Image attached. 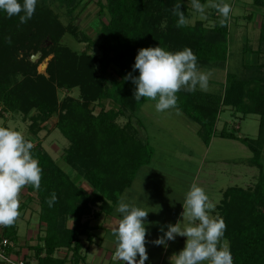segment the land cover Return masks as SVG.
I'll use <instances>...</instances> for the list:
<instances>
[{
  "label": "trees",
  "instance_id": "1",
  "mask_svg": "<svg viewBox=\"0 0 264 264\" xmlns=\"http://www.w3.org/2000/svg\"><path fill=\"white\" fill-rule=\"evenodd\" d=\"M53 1L65 4L71 14L82 0H37L35 13L25 24H20L18 16L9 18L0 11V109L23 116L34 111L29 125L33 133L40 129L35 124L37 119L43 122L54 114L57 117L55 126L68 142L61 157L53 159L38 141L30 150L42 169L41 183L39 190L27 185L25 196L28 202L36 199L38 224H44L43 233L31 248L32 257L36 264H65L66 256L56 252L66 249L71 252V264H77L82 259L80 237L88 242L92 238V227L83 218L108 210L107 201L117 200L153 154L137 128L142 126L138 124V111L150 100L142 97L136 101L135 85L124 79L128 73L139 75L132 68L138 50L159 46L176 52L190 48L197 57L198 69L203 65L225 68L229 28L228 22L225 26L218 21L205 26L202 20L177 27L178 17L172 10L179 3L187 19L190 0H96L97 13H105L106 20L100 21L94 38L83 33V41L95 46L99 54L77 53L58 42L66 28L73 35L76 30L71 25L62 26L48 6ZM206 1L200 0L202 4ZM252 3L264 8V0ZM263 19L264 14L259 22L257 49L245 46L244 56L264 54ZM46 40L50 45L42 46ZM37 51H42L39 60L52 54L45 68L47 75L36 71L39 60L29 59ZM242 61L247 76L227 70L217 91L197 87L194 92L181 90L176 95L179 109L199 125L197 133L204 144L213 135L238 140L251 152L249 163L260 167L253 189L227 187L217 208L226 224L222 241L228 242L233 264H264V63ZM60 88H77L79 95L58 99ZM92 101L100 105L108 101L111 106L100 107L93 114L89 107ZM222 107L242 115L257 114V135L239 136L225 126L216 131ZM118 116L126 118L123 126L116 123ZM58 161H63L70 172ZM80 180L89 185V191L78 184ZM53 193L57 199L50 207L47 200ZM25 206L20 204L21 209ZM0 236L16 242L17 219L12 226L1 227ZM22 255L29 264V256Z\"/></svg>",
  "mask_w": 264,
  "mask_h": 264
},
{
  "label": "rangeland",
  "instance_id": "2",
  "mask_svg": "<svg viewBox=\"0 0 264 264\" xmlns=\"http://www.w3.org/2000/svg\"><path fill=\"white\" fill-rule=\"evenodd\" d=\"M185 1L187 2V0ZM222 2L229 4L231 7L227 20L229 28L227 37L228 59L225 68L218 65H203L199 69L202 72H211L208 91L220 89V82L224 80L227 70L235 72L241 77L245 74L247 76V70L242 67V60L264 63V54L256 57L251 53L248 54L249 56H244L242 53L245 46L253 50L258 47L259 22L262 20L264 8L255 6L252 0H222ZM207 3L208 0L205 4ZM48 6L53 14L57 16L62 26L68 27L71 25V28L76 30V35H73L72 31L66 28L60 40H58L59 43L77 53L85 51L89 54H99L95 46L83 41V33L90 38H94L99 32L100 21L106 20L105 13L98 15L96 0L80 1L71 14L68 13L65 4H59L57 1L49 2ZM189 13L190 15L186 19L188 24H193L196 20H202L205 26H212L215 21L219 22L222 18L216 10L211 8L206 9L207 19H201L200 14L191 5ZM50 43L49 40H46L45 44L42 43V46H49ZM41 52L37 51L30 54L29 59L32 62L38 61L41 58ZM32 56H35L33 60ZM51 58L52 54L48 53L40 59L36 71L47 75L45 68ZM56 93L58 99L64 96L78 97L79 95L77 88L70 90L60 88L57 89ZM101 105L92 101L89 107L92 109V113L96 114L100 107L108 109L111 106L108 101H102ZM33 114H35L34 111H31L28 115L23 116L19 113H11L0 109V127L19 131L33 145L37 141L40 142L53 159H59L68 142L55 126L56 115L54 114L43 122L37 119L35 124H39L40 129L33 133L29 126L32 122L30 116ZM138 120V124H142L144 127H137L140 135L144 136L143 138L151 146L153 154L150 161L138 169V177H135L136 179L128 190L137 191V194L141 191L139 196L134 195L132 202L143 208L146 205L145 209L149 211L147 222L152 226L158 225L159 230L163 227L166 231L167 225L171 224L170 222L176 217L181 201L184 200V194L193 179L196 165L202 159L203 147H198L197 152V148L193 146L197 143V139L192 138L197 123L191 121L182 111L180 115H177L175 109L158 112L153 101H146L141 105L138 111ZM115 121L119 126H123L126 118L118 116ZM216 124L218 129L225 126L227 130L233 131L239 136L255 137L258 132V115L253 113L242 115L239 112L233 113L229 107H222ZM135 126L138 125L135 124ZM145 134L148 135V138H145ZM250 156L251 152L238 140L218 136L212 139L207 151L206 163L216 164L215 167L217 168L211 170L209 164L207 168L211 174L207 177L210 180L214 175L217 179L215 186H210L207 182L205 188H203L209 200L215 199L218 201L220 199L219 187L226 189L228 186L233 185L247 190L253 189L259 177L260 167L249 163L248 158ZM58 162L62 167L67 168L63 161ZM25 195V189H22L19 197L20 202H23L22 199H25ZM130 197L132 196H126L128 201H131ZM27 203L28 201L25 204ZM118 203L119 201L115 206L116 214ZM217 216L221 218L220 210L217 211ZM182 219L183 221L188 220L186 216H183ZM19 223L20 227L24 229L25 221L20 220ZM222 242H226L228 245L226 239H223ZM174 247L178 248L176 243L171 242L166 250V257L162 259V264H171Z\"/></svg>",
  "mask_w": 264,
  "mask_h": 264
},
{
  "label": "clouds",
  "instance_id": "3",
  "mask_svg": "<svg viewBox=\"0 0 264 264\" xmlns=\"http://www.w3.org/2000/svg\"><path fill=\"white\" fill-rule=\"evenodd\" d=\"M191 7L200 14L201 19H207L206 9L211 8L222 17L220 26H225L231 12V7L222 0H208L202 4L200 0H190ZM37 0H0V11L7 17H19L20 24H25L32 18L36 10ZM173 14L178 17L177 27L186 26L181 5L173 8ZM11 44V38H6ZM138 70V76L131 73L125 75V80H131L135 85L133 98H141L155 102V109L164 112L175 109L180 115L178 97L181 90H209L211 72H202L197 67V57L190 48L176 52L167 51L159 46L140 48L132 65ZM34 147L31 141L16 130L0 127V226H12L19 217L21 190L27 185L39 190L42 169L38 161L31 155ZM55 193L47 200L51 207L56 201ZM215 204L209 200L204 189L195 183L191 184L184 194L182 217L186 216L189 224L181 227L178 223L163 227V235L151 241L154 245L167 247V241H174L176 236L185 237L184 247L170 262L171 264H233V258L226 242H222L226 224L218 216H212ZM120 219L112 228L115 250L111 254L113 262L123 264H145L148 259L146 251L145 224L149 211L135 203L128 202L122 196L116 207ZM137 255L139 259H137Z\"/></svg>",
  "mask_w": 264,
  "mask_h": 264
},
{
  "label": "crops",
  "instance_id": "4",
  "mask_svg": "<svg viewBox=\"0 0 264 264\" xmlns=\"http://www.w3.org/2000/svg\"><path fill=\"white\" fill-rule=\"evenodd\" d=\"M141 127H143V126H141ZM198 128H199V125L195 124L194 134H193L192 138L194 137L195 139H197V143L194 144L193 146L197 148V150H196L197 152H198V147H203V152L201 154L202 159L196 165V170H195L193 177H192L193 179H192L191 183L189 184L187 191H188L190 185L193 183L200 186L201 188H205V183H207V182L210 184V186L211 185L215 186V182L217 179V177L216 176L214 177V175L212 178H210V180L207 177L209 174H211V172L207 168V166L210 164V168H211V170H213V169L217 168V167H215L216 164H213L211 162L206 163V155H207V151L209 149V145L212 142V139L214 137H217V135H213L210 138L209 143L206 145L203 143V141L198 136V133H197ZM215 128H216V131L220 130L217 128V124L215 125ZM145 136H147V138H148L147 134H145ZM186 140L188 141L189 139H186ZM135 177H138V172L135 175ZM135 177H134L132 183L136 179ZM231 181H232V179H231ZM78 184L82 185L85 190H87V191L90 190L89 185L86 184L83 180L81 182L79 181ZM131 184L129 185L128 188L123 190L122 193H120L118 195L117 200L115 202H111L110 200L107 201L108 205L110 206V208L108 210L103 209L96 216L89 215V216H85L83 218L84 220L87 219L89 222V225L92 227V230H91L92 238H91V241L88 242L84 236L80 237L81 242L83 244L82 249L80 251V253L82 255V259L79 260V262L77 264H123L122 261L113 262L111 259V254L114 252L115 246H116L115 242H114V238H113L111 233H112L113 226L116 224L118 219H120V214L115 213V206H116L117 202L119 201V199L122 196L126 197L128 195L129 196L131 195L132 196V197H130L131 201H128V202L134 203V202H132L134 200V195L139 196L141 193V191L138 192V194H137V191L132 192L131 189L128 190L130 188ZM230 186H233V185H230ZM224 190L225 189H223L222 187H219L218 191H219V194H221V197L218 201L215 199H210V201L215 204V210L212 213H210V215L217 216V211H219L217 206L220 203V200L222 198V193ZM22 193H24V192H22ZM22 200H23V203H26L27 197H25V199L23 198ZM183 201H181V204L179 206V210L177 211L176 217L170 222L171 224L178 223L181 227H184L190 223L189 220L183 221V219H182L183 217L181 214L183 212ZM20 204H22V202H20ZM144 204H147V203H144ZM146 207L147 206L145 205V208ZM95 208L96 209L98 208L97 205L95 206ZM19 212H20V215L17 218V241H16L17 248H18V250L21 251V254L25 253L29 256V259H28L29 264H36L35 259L32 257L33 250L31 248L33 245H35L37 243V236L41 235L43 233L42 229L44 228L43 223H40L41 225L38 224L39 223L38 222V205H37L36 199L33 198L32 200H30L24 208H22V209L19 208ZM20 220L25 221L24 229H22L20 227V223H19ZM67 223H68L69 227H71L72 226V219H69ZM145 227L147 229L146 245L145 246H146V251H147V255H148V259L145 261V264H162V259H164L166 257V250H167V248L171 242L176 243L178 248H179V250H178L177 247H174L175 249H173L172 255L177 254L181 250V247L182 248L184 247L186 238L182 237V236H178V235L176 236L174 241H167V247H164L163 245H159V246L154 245L153 243H151V241L154 240L155 238H157L158 236L163 235V232H161L159 230L158 225L152 226L148 222L145 224ZM153 250L155 251L154 253L152 252ZM56 255H58L60 257L66 256L67 262L65 264H71V260H70L71 252L70 251H67L66 249H60L56 252ZM172 255H171V259L174 258V257H172ZM137 259H139L138 255H137ZM125 264H126V262H125Z\"/></svg>",
  "mask_w": 264,
  "mask_h": 264
},
{
  "label": "built area",
  "instance_id": "5",
  "mask_svg": "<svg viewBox=\"0 0 264 264\" xmlns=\"http://www.w3.org/2000/svg\"><path fill=\"white\" fill-rule=\"evenodd\" d=\"M0 226V231H1ZM18 251L17 244L10 238L0 236V264H25V258Z\"/></svg>",
  "mask_w": 264,
  "mask_h": 264
},
{
  "label": "water",
  "instance_id": "6",
  "mask_svg": "<svg viewBox=\"0 0 264 264\" xmlns=\"http://www.w3.org/2000/svg\"><path fill=\"white\" fill-rule=\"evenodd\" d=\"M31 58H32V60H33V59L35 58V56H32ZM43 65H44V64H43Z\"/></svg>",
  "mask_w": 264,
  "mask_h": 264
}]
</instances>
